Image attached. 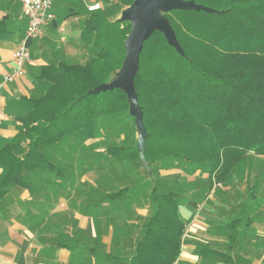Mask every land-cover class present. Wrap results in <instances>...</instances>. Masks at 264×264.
I'll list each match as a JSON object with an SVG mask.
<instances>
[{
	"label": "trees",
	"instance_id": "trees-1",
	"mask_svg": "<svg viewBox=\"0 0 264 264\" xmlns=\"http://www.w3.org/2000/svg\"><path fill=\"white\" fill-rule=\"evenodd\" d=\"M104 1L105 9L84 23L86 60L28 67L40 93L19 96L17 132L0 140V200L13 183L28 188L33 173L62 171L56 160H76L83 175L98 174L89 191L97 200L143 196L148 204L145 234L121 262L173 264L186 227L179 212L185 194L181 198L160 171L179 168L195 176L187 183L195 196L208 194L215 182L228 183L238 168L264 177V0H195L223 12H166L185 55L158 30L145 41L135 88L150 170L140 159L127 94L119 88L87 94L120 69L131 28L114 12L133 0ZM11 12L0 18V31L12 30Z\"/></svg>",
	"mask_w": 264,
	"mask_h": 264
},
{
	"label": "crops",
	"instance_id": "crops-1",
	"mask_svg": "<svg viewBox=\"0 0 264 264\" xmlns=\"http://www.w3.org/2000/svg\"><path fill=\"white\" fill-rule=\"evenodd\" d=\"M5 2L0 0V18L12 9L15 19L11 31H0V140L17 132L13 116L19 96L40 93L28 67L66 58L86 60L91 51L83 43L82 32L94 12L87 7L101 3L103 10L108 5L104 0H56L55 19L28 43L31 60L25 75L5 80L14 69V52L26 28V20L20 18L21 3ZM54 165L62 171L44 168L33 173L28 188L13 183L0 200V264H123L121 258L131 256L145 234L150 209L143 196L132 202L104 196L97 200L96 194L89 193L97 181L92 172L83 175L76 160L62 158ZM160 173L173 179L175 186L178 183L176 189L195 178L179 168ZM252 178L235 174L209 200L185 188L186 200L182 198L179 212L186 227L173 264H264V177ZM245 194L252 203L242 209Z\"/></svg>",
	"mask_w": 264,
	"mask_h": 264
},
{
	"label": "water",
	"instance_id": "water-1",
	"mask_svg": "<svg viewBox=\"0 0 264 264\" xmlns=\"http://www.w3.org/2000/svg\"><path fill=\"white\" fill-rule=\"evenodd\" d=\"M174 9L203 10L209 13L223 12L202 3H197L195 0H133L122 11L119 18L120 21L131 22L130 31L124 40L126 54L122 65L110 81L92 87L87 92V94H96L119 88L127 94L129 113L135 118L138 131L137 147L140 151V159L147 170H150L149 162L146 158L148 130L135 88V77L139 71L140 54L144 43L156 30L162 32L168 43L181 55H185L184 48L178 41L175 30L166 16V12Z\"/></svg>",
	"mask_w": 264,
	"mask_h": 264
},
{
	"label": "built area",
	"instance_id": "built-area-1",
	"mask_svg": "<svg viewBox=\"0 0 264 264\" xmlns=\"http://www.w3.org/2000/svg\"><path fill=\"white\" fill-rule=\"evenodd\" d=\"M21 3V19L26 20V30L24 37L20 40L14 52V69L5 76V80L25 75L26 65L31 60V52L28 48L30 39L34 38L42 31L43 26L55 19L53 6L56 0H16ZM88 10L93 11L102 8L101 3L88 5ZM2 95L0 94V126L2 118ZM211 194V193H210Z\"/></svg>",
	"mask_w": 264,
	"mask_h": 264
},
{
	"label": "rangeland",
	"instance_id": "rangeland-1",
	"mask_svg": "<svg viewBox=\"0 0 264 264\" xmlns=\"http://www.w3.org/2000/svg\"><path fill=\"white\" fill-rule=\"evenodd\" d=\"M110 6H112V4H111V2H110ZM110 21H113L112 19H110ZM87 57V56H86ZM88 142H91L90 140L88 141ZM99 144V143H98ZM104 143H100V145L102 146ZM105 145V144H104ZM101 150H103V148L101 149ZM247 169V167L246 168H244V167H242V168H238L236 171H235V173L234 174H236V176L238 177V178H243V179H245V178H252V174H253V172H250L251 174H250V176L248 177V172L249 171H247L246 170ZM55 172L56 173H58L57 172V169H55ZM90 172H92L93 174H94V176L93 177H97L98 176V174H95V172L94 171H88L87 173H90ZM96 175V176H95ZM253 178H255V177H253ZM252 178V179H253ZM172 184V186L174 187V189H176V186H177V184L178 183H176V186L174 185V183H171ZM221 185V183L220 182H215L214 183V188H212V190H210V192L208 193V194H206L205 195V193H204V195H198V196H202V198H201V200H209L210 198H212L214 195H217V192H218V190H219V188H217L218 186H220ZM179 186H181L180 184H179ZM185 185L181 188V189H176V190H178L177 192L179 193V194H182L181 195V198L183 197V195L185 194V192L184 191H182V189H185ZM217 188V190H216V193H215V189ZM211 193V194H210ZM241 194H243V193H241ZM209 196V197H208ZM185 200H186V196H184L183 197ZM245 198H246V202H244L243 203V207H242V209H245V208H247L248 207V205H250L252 202H251V200H252V198L250 197V198H248L247 196H246V194H245ZM189 199V198H188Z\"/></svg>",
	"mask_w": 264,
	"mask_h": 264
}]
</instances>
